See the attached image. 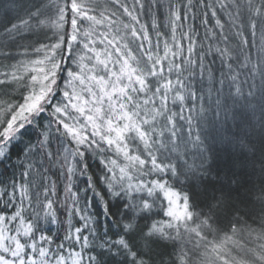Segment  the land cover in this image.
<instances>
[{"label": "snow or ice", "instance_id": "obj_1", "mask_svg": "<svg viewBox=\"0 0 264 264\" xmlns=\"http://www.w3.org/2000/svg\"><path fill=\"white\" fill-rule=\"evenodd\" d=\"M0 69V264H264V0H0Z\"/></svg>", "mask_w": 264, "mask_h": 264}, {"label": "trees", "instance_id": "obj_2", "mask_svg": "<svg viewBox=\"0 0 264 264\" xmlns=\"http://www.w3.org/2000/svg\"><path fill=\"white\" fill-rule=\"evenodd\" d=\"M203 31V29H201V32ZM0 70H2V69H0Z\"/></svg>", "mask_w": 264, "mask_h": 264}]
</instances>
